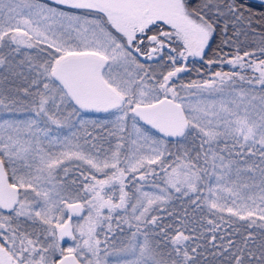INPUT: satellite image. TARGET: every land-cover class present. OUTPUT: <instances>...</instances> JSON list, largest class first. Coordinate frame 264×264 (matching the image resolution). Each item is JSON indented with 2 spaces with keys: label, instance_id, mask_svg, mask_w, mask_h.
Returning <instances> with one entry per match:
<instances>
[{
  "label": "snow or ice",
  "instance_id": "6c2138e0",
  "mask_svg": "<svg viewBox=\"0 0 264 264\" xmlns=\"http://www.w3.org/2000/svg\"><path fill=\"white\" fill-rule=\"evenodd\" d=\"M254 24L247 0H0L21 81L0 88V264H264Z\"/></svg>",
  "mask_w": 264,
  "mask_h": 264
},
{
  "label": "trees",
  "instance_id": "16d2710c",
  "mask_svg": "<svg viewBox=\"0 0 264 264\" xmlns=\"http://www.w3.org/2000/svg\"><path fill=\"white\" fill-rule=\"evenodd\" d=\"M247 2L253 6V11H255L257 13L264 11V6L261 5L260 0H247ZM254 28H255L254 32L246 29L245 30L246 35L242 34L240 36L239 43H240L242 49L254 50L257 47V45L259 44L261 37L264 36V25L254 24ZM229 35H231V32L229 33ZM220 39H222V37H218L217 43H219ZM213 47H215V45H213ZM228 50L229 49H227V48L225 49V51H228ZM7 74L8 73L0 74V81L5 80L4 81L5 83L10 82L11 84H13L14 82H12V79H11L12 75L10 76ZM18 86H19V84H18ZM14 87H17V86H14ZM177 206H179L178 202H177Z\"/></svg>",
  "mask_w": 264,
  "mask_h": 264
},
{
  "label": "rangeland",
  "instance_id": "374dc122",
  "mask_svg": "<svg viewBox=\"0 0 264 264\" xmlns=\"http://www.w3.org/2000/svg\"><path fill=\"white\" fill-rule=\"evenodd\" d=\"M196 69L192 73H190V75L189 74L186 75V80L189 78H192V79L200 78L197 76ZM224 70H229L228 66H224ZM0 72H1L0 74L5 73L2 69H0ZM7 75H10V74H7ZM11 79H12V82H14L16 85L14 83L11 84L10 82L5 83L4 82L5 80H2V81H0V88H3L4 90L8 91L11 89H15L16 87H14V86H18V84H19V86H21V81L18 78L11 76ZM92 118H94V116H92Z\"/></svg>",
  "mask_w": 264,
  "mask_h": 264
},
{
  "label": "flooded vegetation",
  "instance_id": "af4514ba",
  "mask_svg": "<svg viewBox=\"0 0 264 264\" xmlns=\"http://www.w3.org/2000/svg\"><path fill=\"white\" fill-rule=\"evenodd\" d=\"M191 63V62H190ZM199 64H195V66H194V68H193V71L196 69V68H199ZM192 71V72H193ZM191 72V73H192ZM190 75V74H189ZM184 78L186 79V76H184ZM103 114H94L93 116H94V118H100L101 116H102ZM146 190H149V189H146Z\"/></svg>",
  "mask_w": 264,
  "mask_h": 264
}]
</instances>
